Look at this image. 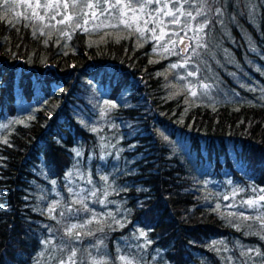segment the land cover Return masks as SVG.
Listing matches in <instances>:
<instances>
[{
	"label": "trees",
	"instance_id": "obj_1",
	"mask_svg": "<svg viewBox=\"0 0 264 264\" xmlns=\"http://www.w3.org/2000/svg\"><path fill=\"white\" fill-rule=\"evenodd\" d=\"M139 2L0 9V264H264V0L184 4L183 78Z\"/></svg>",
	"mask_w": 264,
	"mask_h": 264
},
{
	"label": "snow or ice",
	"instance_id": "obj_2",
	"mask_svg": "<svg viewBox=\"0 0 264 264\" xmlns=\"http://www.w3.org/2000/svg\"><path fill=\"white\" fill-rule=\"evenodd\" d=\"M139 2V0H138ZM120 3V0H117V5H112V7H117ZM155 3L158 7L155 9L157 15L156 16H151L150 15V19L153 20L156 23V27L160 28V37H163L164 35H167V33L164 32V28L167 27V25L165 24L164 20L161 18V14H163V16H167L170 17V21L169 23L177 25L179 27H181V30H183L185 32V36H187L188 31H192V27L190 23H185L184 25H181V17L185 18V21H189V20H196L197 16L203 15V11L202 10H198L196 12V14L194 15L193 12L188 11L187 9L184 8V4H188L189 0H184V3H181L180 0H171L172 3V7L169 8V0H143V2H139V10L143 11L146 7H148L149 4ZM18 5L15 3V0H0V9H5L6 11L13 9L14 7H17ZM28 7H33V5L28 4ZM98 6V5H97ZM190 7H194V5H189ZM35 7H41V5L39 4V2H37V4L35 5ZM43 7H51V5L45 4L43 5ZM57 7H59V5H57ZM64 7L67 8L68 5L64 4ZM86 7L88 8H92L93 5L92 4H88L86 5ZM123 9H128L132 12H135L137 9L133 6L132 3H125L123 4ZM122 14L126 15L125 12H122ZM94 15V13H93ZM68 19L70 20L71 17H68ZM137 19L136 17H133V20ZM63 22V21H62ZM123 22V21H122ZM148 20L144 21V24L147 25L148 24ZM130 27V25H129ZM203 25L197 27L195 29L196 33H200L203 31ZM137 31H141V29L137 28ZM153 33H155L156 29L153 28L152 29ZM172 36H176V37H180V33L179 32H173L171 33ZM188 39L190 41H195L196 42V47H203V44L200 43V38L198 36H193V37H188ZM169 43L173 46V50L175 48V45L177 44L176 40H169ZM179 43L183 44L184 43V38L180 37L179 39ZM190 47L189 44H185V47L183 49H181L182 52H187L188 48ZM169 48L167 45H165V51H168ZM192 54L194 56H198L199 53L195 51V48L192 49ZM190 59V57H189ZM185 63H187V61H185ZM183 66V65H181ZM173 68L177 67L176 64L172 65ZM196 73L189 71L187 73L188 77H193L195 76ZM183 78V77H182ZM202 89H208L209 85L204 84L201 85ZM188 91L190 92L192 97H196L197 96V91L189 88ZM79 154V153H78ZM103 179L105 180V182H107V177H103ZM89 183H91V181H89ZM264 191V190H261ZM69 192H71V189H69ZM91 195L95 196L96 193L95 191H93L91 193ZM228 197H225V199H227ZM259 201H264V195H261L259 197ZM259 201L258 200H246L243 203L247 204L249 207H259ZM77 201H73V203H76ZM55 210V205H53L52 207H50L48 209L49 212H53ZM85 210H87V208L85 207ZM61 215H63V213H61ZM245 219H248V217H244ZM257 219L260 220L262 227H264V217H257ZM89 223H91V221H89ZM81 227H83V225H81ZM77 228V225L73 224L71 225L70 228L67 229V235L69 237L73 236V230ZM76 237L78 238L80 236V233L77 232L75 233ZM144 233H141V236H143ZM262 239H264V237H261ZM102 243V242H101ZM76 256V252L75 250L72 251L71 255L68 256L67 261L61 259L59 261V264H76L74 257ZM119 260L121 262V264H133V260L129 259L127 256L121 255L119 257ZM92 264H107L106 261L100 260L97 261L95 259L92 260Z\"/></svg>",
	"mask_w": 264,
	"mask_h": 264
},
{
	"label": "rangeland",
	"instance_id": "obj_3",
	"mask_svg": "<svg viewBox=\"0 0 264 264\" xmlns=\"http://www.w3.org/2000/svg\"><path fill=\"white\" fill-rule=\"evenodd\" d=\"M50 1H54V0H50ZM44 2V5L47 4L49 2V0H43ZM65 3V1H63ZM50 4V3H49ZM46 11L48 13H51L52 17L56 18V16H58V14H62L63 10H60V11H51V10H48L46 9ZM99 15H103V11L101 13H99ZM98 16V15H97ZM99 18V17H98ZM169 26L171 27H174L176 29H180L181 28L177 25H174V24H170ZM165 33H167V35H164L163 37H160V28H158V31L159 33L157 34L159 36L158 40H157V44L160 46L159 48V52L160 54H162L163 56H165L166 58H172V57H176L177 56V52L180 53V57L182 59V62L180 61L179 64L184 70H183V73H182V77L186 76L187 73L190 71L188 69V66L190 67V65H192V62H193V54H192V46H191V41L188 39V37H185V32L183 30H179V31H168L167 28H164L163 29ZM157 31V32H158ZM173 32H179L180 33V37H183L184 38V43L181 44L179 43V39L180 37H176V36H172L171 33ZM193 33L192 31H188L187 33V36H192ZM168 36V37H167ZM176 40L177 41V44L175 45V48L173 50V46L169 43V40ZM185 44H189L190 47L188 48L187 52H182L181 49H183L185 47ZM165 45L168 46L169 50L168 51H165ZM190 57V59H189ZM185 61H187V63H185ZM249 63V62H248ZM251 64V63H250ZM192 71V70H191ZM261 73V72H260ZM262 74V73H261ZM264 76V72L262 74ZM196 76V75H195ZM193 76V77H195ZM190 82V81H189ZM192 83V82H191ZM245 90H247L248 88L246 86H244ZM195 91H203L205 89H202L201 87L197 86L196 84H194L193 86L189 87ZM218 93L221 95V91H218ZM191 95V94H190ZM212 95V90L210 91L209 94H207L206 91H203V93L201 94V98L200 99H208L209 96Z\"/></svg>",
	"mask_w": 264,
	"mask_h": 264
}]
</instances>
